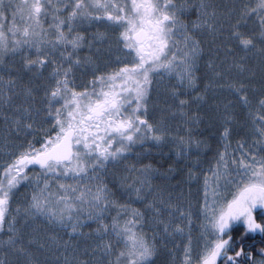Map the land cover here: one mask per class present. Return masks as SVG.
<instances>
[{"label": "snow or ice", "instance_id": "1", "mask_svg": "<svg viewBox=\"0 0 264 264\" xmlns=\"http://www.w3.org/2000/svg\"><path fill=\"white\" fill-rule=\"evenodd\" d=\"M162 258L264 264V0H0V264Z\"/></svg>", "mask_w": 264, "mask_h": 264}, {"label": "rangeland", "instance_id": "2", "mask_svg": "<svg viewBox=\"0 0 264 264\" xmlns=\"http://www.w3.org/2000/svg\"><path fill=\"white\" fill-rule=\"evenodd\" d=\"M165 167H167V164H165ZM205 167H207V162L205 163ZM23 191H24V189L22 188L21 192H23ZM163 260H164V258H162V264H163Z\"/></svg>", "mask_w": 264, "mask_h": 264}]
</instances>
